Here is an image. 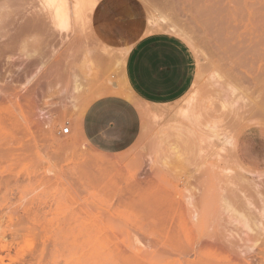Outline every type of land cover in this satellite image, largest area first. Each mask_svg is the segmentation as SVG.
Masks as SVG:
<instances>
[{"label": "rangeland", "instance_id": "1", "mask_svg": "<svg viewBox=\"0 0 264 264\" xmlns=\"http://www.w3.org/2000/svg\"><path fill=\"white\" fill-rule=\"evenodd\" d=\"M174 1L109 0L93 20L68 38H48L42 30L52 25H42L10 43L13 49L7 52L11 54L3 55L7 59L0 57V70L13 67L8 72L21 64L28 73L30 67V71L34 66L38 69L53 59L59 63L64 59L67 65L60 68L68 72L77 67L69 56L108 45L113 55L111 61L104 60L109 76L116 79L108 82L117 83L115 92L133 101L124 85L126 55L122 56L121 47L145 34L164 33L183 41L196 63L195 82L182 99L159 108L137 104L140 135L118 154L101 153L62 121L67 98L61 91L68 86L64 68L53 74L50 65H43L26 88L21 75L10 82L0 72V264H238L234 254L212 248V241L206 239H220L226 230L236 236L243 231L226 223L228 213L219 206L217 191L225 180L222 170L230 171V179H243L240 185L247 194L251 183L264 187V0L258 4L254 0ZM191 1L195 4L190 5ZM110 13L118 14L124 23L104 26ZM145 24L160 28L137 37ZM165 26L182 30L188 42ZM16 43H22L24 50ZM44 46L46 53H40ZM29 54L40 56L38 66V62L23 65L18 61ZM14 58L17 67L9 62ZM192 97L199 121L194 150L199 154L189 148L184 132L178 134L177 124L182 121L178 109ZM66 126L70 133L60 134ZM229 140L231 145L226 143ZM200 172L207 178L198 176ZM198 181L210 188L207 205L212 204L205 208L210 217L205 216L207 210L200 211L203 185ZM189 194L195 208L186 203ZM195 209L201 221L189 219ZM27 211L32 212L30 219ZM73 216H83L82 227L60 231ZM94 229L89 239H82ZM168 234L175 249L156 246L155 240ZM178 241L187 257L178 258ZM198 245L201 254L195 257L191 250ZM255 253L249 257L250 264H264V241Z\"/></svg>", "mask_w": 264, "mask_h": 264}, {"label": "bare ground", "instance_id": "2", "mask_svg": "<svg viewBox=\"0 0 264 264\" xmlns=\"http://www.w3.org/2000/svg\"><path fill=\"white\" fill-rule=\"evenodd\" d=\"M168 1H171V0H168ZM172 1H174V0H172ZM179 1H177V2H179ZM211 1L214 2V0H211ZM257 1L258 0H254L253 2L256 4ZM108 2H109V0H0V57H2L6 53L7 54L8 53L11 54L10 52H7V51H10V50L13 49V46H11V45L13 44L14 41H16L17 37H20V36L22 37V36H24L26 34H29L30 32L37 31L38 30L37 28L41 27L42 25H44V26H47V24H51L52 25V29L51 28L49 30L43 29L44 31L41 29L42 33H43L42 35L47 36L48 38L49 37L52 38L53 36H56L55 38H61V40L65 39V38H68V36L71 34V32H73L78 27H81L82 25L87 23V21L93 20L96 17V15L98 14V9L101 8L102 5L104 6V5L108 4ZM174 2H171V3H174ZM177 2H176V4L179 5V3H177ZM186 2L188 3V1H186ZM208 2H210V1L208 0ZM183 3H185V2H183ZM232 3H235V2H232ZM191 4H195V1H191L190 5ZM180 5H182V3ZM241 5H242V3H241ZM250 5H252V4H250ZM252 6L255 7V6H258V5H252ZM256 10H258V9H256ZM256 10H254V12H256ZM160 19L166 20L165 17H161ZM166 26H168V24ZM158 28H160V27H156V28L150 27L149 28L145 24V28L142 27L138 31L137 37H139V34L142 35L145 32H149V31L152 32V31L157 30ZM166 29H168L170 32H172V34L176 35L177 37L181 38L182 40H185L186 42H188L187 38H185V36H183L180 33L182 30L181 31L179 30L180 32H178V30H176L174 28H171V27L170 28L166 27ZM40 35H41V33H40ZM184 35H185V33H184ZM37 36L39 37V35H37ZM44 36H41L40 38H42ZM5 37H6V40L4 39ZM29 38H31V37L29 36ZM48 38H46V40ZM35 39H36V37H35ZM3 40H5L6 43H4L5 41L2 42ZM17 40H19V39H17ZM31 40L34 43L33 36H32ZM31 40H30V42H31ZM43 40H45V39H43ZM20 41H21V39L19 41H17V42L20 43ZM36 41L37 40H35V42ZM23 42H24V39H23ZM38 42H36V43H38ZM10 43H12V44H10ZM19 43L18 44L16 43V44L19 45ZM189 43H191V42L189 41ZM16 44L14 45V47L17 46ZM21 44L19 46H17V47L20 48ZM132 44H133V42H131L128 45H125V46L120 48V52L122 53L123 57L125 55H127V53L129 52ZM48 47H45L44 49L41 48L42 50L40 49L39 52L40 53H46L45 50H47ZM19 48H16V49H19ZM22 50H24L23 47H22ZM48 50L52 54L54 53L53 49L50 48ZM112 51L113 50L108 45H103L101 48H98V49L87 50L86 51V59L87 60L84 59V61L81 64L80 68H76L75 70L74 69L71 70V68H70V70H68V72H67V71H65V70H67V68L63 67L64 70L62 72L65 71L64 73H66V77L69 76V71H72L71 74H70L71 75L70 78H71V82L72 83L70 81L69 82H70V84H73L74 89L76 90L77 93L82 88V84H85V82H87V80H88V83H89V79H90L89 76H91V80L94 79V76H95L94 74H96L95 69H96L97 66L92 61L94 59H95L94 61H96L98 63L101 60H104V59H107V60L110 59V61H111V57L113 55ZM11 52H13V51H11ZM34 53H35V51H34ZM2 58L3 59L4 58L7 59V57H5V56H3ZM9 58L12 59V56H10ZM17 58H14V60H9V62L13 61L12 66L13 65L15 66L16 62L18 63V61L19 62L23 61V65H24V63H27V62L28 63L30 62L31 64H32V62H34V63L38 62V63L35 64L36 66H38L40 64V61H39L40 60V56L38 58H36L34 56H31L30 54H29V56H23L22 55L20 58H18V61H16ZM0 61H2V60H0ZM14 62H15V64H14ZM91 62L93 64V66L90 65ZM43 65H46V67H48V68H49L48 65H50V67H52L50 63L46 62L45 64H42V65L40 64L38 66V69H37V67H35V66L33 67L32 66L34 69L30 71V69H32V68L30 67V69H29V67L26 65V68L24 66L23 70L25 71V69H27V67H28L29 71L27 69L26 70V71H28V73H27V72H23L22 71L21 64H20L21 67L20 66L19 67L15 66L17 68H14V70L13 71L11 70V72H8V71L10 69H13V67L12 68L10 67V69L7 71L6 68L8 66L5 65L6 68L3 66L2 69L0 70V72H3L5 74L6 78L10 77V78H8V79H10V80H8L10 82L14 78H18L19 79L20 75H21V77L24 80V87L26 88V87H30L34 83V81L36 80V77L41 72V69H42ZM116 66L117 67L119 66V68H120L123 65L120 66V63H119V65L116 64ZM55 67H56V65H55ZM60 69H62V68H60ZM121 69H123V68H121ZM46 72L48 73V71H46ZM90 74H93V76L90 75ZM0 76H1V74H0ZM2 79H3V77H2ZM59 79H60V77H59ZM61 79H63L62 81L65 80L64 77L61 78ZM65 82H67V81H64V83ZM109 84H111V83H109ZM65 85L66 84L63 85V88L65 87ZM65 88L67 89V87H65ZM61 92H62V95H63V91H61ZM1 93L2 92L0 90V94ZM80 93H83V92H80ZM80 93H78V94L80 95ZM88 94H89V92L87 93V95ZM79 105H80V102H79ZM79 105H78V108H79ZM74 108H75L74 110H76V107H74ZM71 109L73 111V107ZM80 109H81V107H80ZM72 111H70V112H72ZM195 112L196 111H195V105H194V97L190 98V100L188 99V101H185V104L178 109V115L182 118V121L177 124L178 125V134L180 136V135H182V132H184V136L186 137L185 141H186V143H188L189 148H191L192 150H194L195 139L197 137L196 136V132H195V125H196V123L198 121V117L196 116ZM65 116H64L65 119L63 118L62 121L65 122V124L68 125L69 124V117H68V115L66 117ZM184 122H187L190 126L188 127L187 125L184 124ZM207 128L209 130V127H207ZM204 141H205V139H204ZM226 143L227 144L229 143L228 145L232 144V142L230 140L227 141ZM186 146H187V144H186ZM83 147H84V144L82 145V149H83ZM193 153L194 154L198 153V150L196 151V153H195V150H194ZM188 154H189V151H188ZM194 159H196V158H194ZM186 161H188V160H186ZM192 165L193 164H191V166ZM188 166H190V165H188ZM195 167H196V165H195ZM195 167H194V169H195ZM197 167H198V165H197ZM222 171H225V173H224L225 174L224 175L225 180L222 183L223 185L222 186L220 185L221 188H219V191H217V193H218L217 196L219 198V201L222 203V205H219V206H221V207L223 206L224 209L226 210V212L228 213V214H226L227 217H228V220H227L226 223L231 224V226H233V227L235 226V228L236 227L238 228V226H239V228L243 229V231L241 232V231H239L237 229L242 235L239 234V235L236 236L235 234L230 233L231 232L230 230H229L230 232H228V230H226V234L225 233H224L225 235L222 234V235H224V237L220 238L222 236L221 235L219 237L220 239L216 240V238H211L212 237L211 236L208 239H206V241L211 240L212 242H210V243L212 244V248H214L216 250H222V251L231 253V255L234 254L238 258V264H250L249 257L252 254H256L255 253L256 250L260 248L261 243L264 241V187H263V185L260 186L259 184L255 183V182L251 183V187L248 184L251 189H250V194L249 193L247 194L246 191H248V190L244 191V189L241 188V185H240V184H242L240 182L244 181L243 179L240 178L241 181L239 180L240 182H238V178L239 177L236 178V176H235V179L237 181L233 182L235 179L233 180L231 178L232 179L231 180L230 177L228 176L230 171H228V170H222ZM202 174H203V172H200V174H198V176H202ZM203 176H205V175L203 174ZM184 181H185V179H184ZM206 181L208 182L209 180L206 179ZM203 183L204 182H202V181H201V183L199 182V184H202V185H203ZM197 185H198V183H197ZM207 185H208V183H205V185L202 186L203 188L201 187L202 191H200L198 189L200 191V194H201V197H202L201 200L199 198V200H200L199 204L201 206V210L200 211H202V209L204 210L206 208V205H207L208 192H209V189H210L209 186H208V188L206 187ZM243 186H245V183H243ZM216 188H218V186H216ZM189 195H191V194H189ZM185 199H186L187 205L191 206V208H192V206H193L192 205V195L188 196V197L186 196ZM211 200L213 201V198ZM127 201H129V200H127ZM209 202L211 203V201H209ZM211 204L207 205L208 208H210ZM195 206H197L196 208H198V205H195ZM193 208H195V207L193 206ZM208 208L205 209V210H207V211H205V213H206L205 216L206 217L208 215V210H209ZM153 209H155V208H153ZM224 209H223V212H225ZM196 210L197 209H195L194 211H196ZM188 211L191 213L190 209ZM31 214H32V212H28L27 211L25 213V216L30 219ZM192 215H193L192 218L189 217V219H192L193 222H198V220L200 219L199 215L202 216L197 211L194 212V214L192 213ZM86 216L88 217V215H86ZM208 217H210V216L208 215ZM32 218H34V217H32ZM82 220H83V216H73L70 219L69 222L64 223V226L60 229V231H62V232L65 231V230H69L70 231V230L74 229L73 226H76V228H78L77 226L82 227V225H83ZM204 220H206V219H204ZM200 221H201V219H200ZM22 222H24V221H22ZM197 224H199V223H197ZM95 226H96L95 224L92 225V227H95ZM95 231H96V229L90 230V232H88V233L86 232L82 239L84 240V238H85V241H86L87 239H89L91 237L90 235H92V233H95ZM238 231H236V234L238 233ZM170 235H172V234H170ZM170 235L169 236H165V237H161V238L159 237L158 239H156L155 240L156 241V246L159 247V245H161L163 247H167V248H170L172 250L175 249L174 247L176 245L171 241V237H173V236H170ZM93 236H94V234H93ZM210 243H209V245H211ZM153 247H154V245H153ZM181 249L182 248L180 247V244H179V241H178V258L179 257H181V258L182 257H187V255H185V254H188V253L184 254V252H182ZM200 250H201V245H198L196 248L192 249L191 252L194 253L195 257H198L201 254ZM159 252H160V250H157L156 253H159ZM142 255L141 256L144 257V258L146 257L145 253L142 254ZM149 255L151 256V254H148L147 256H149ZM156 256H157V254H155L153 257H156ZM147 258L148 257H146L145 259H147ZM147 261H148V259H147Z\"/></svg>", "mask_w": 264, "mask_h": 264}, {"label": "crops", "instance_id": "3", "mask_svg": "<svg viewBox=\"0 0 264 264\" xmlns=\"http://www.w3.org/2000/svg\"><path fill=\"white\" fill-rule=\"evenodd\" d=\"M68 58L78 66L71 70L80 68L84 59L87 60L83 54ZM94 60L92 62L98 67L95 69L96 77L82 84L84 90L81 88L78 93L84 94L79 95L73 84H70L72 71L69 72L67 80L70 82L67 89L63 90V97L67 98V112L62 113L61 117L70 116L71 127L92 147L105 154L122 153L138 139L141 113L137 104L159 108L179 101L192 88L196 79V63L190 48L180 39L164 33H149L139 37L126 55L124 85L134 101L117 94L116 83H108L109 78L113 82L116 79L109 76L106 61L98 63ZM50 64L53 74L66 65L64 59L62 63L53 59ZM75 102L78 105L80 102L79 108Z\"/></svg>", "mask_w": 264, "mask_h": 264}, {"label": "snow or ice", "instance_id": "4", "mask_svg": "<svg viewBox=\"0 0 264 264\" xmlns=\"http://www.w3.org/2000/svg\"><path fill=\"white\" fill-rule=\"evenodd\" d=\"M123 23H124V19L122 17H120L116 13H110L109 14V17H108L107 25H104V26H108V25H121Z\"/></svg>", "mask_w": 264, "mask_h": 264}, {"label": "built area", "instance_id": "5", "mask_svg": "<svg viewBox=\"0 0 264 264\" xmlns=\"http://www.w3.org/2000/svg\"><path fill=\"white\" fill-rule=\"evenodd\" d=\"M69 133H70V127L69 126L64 127L63 129H61V132H60V134H62V135H68Z\"/></svg>", "mask_w": 264, "mask_h": 264}]
</instances>
